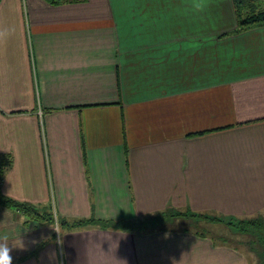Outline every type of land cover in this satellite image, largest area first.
Masks as SVG:
<instances>
[{"label": "crops", "instance_id": "crops-1", "mask_svg": "<svg viewBox=\"0 0 264 264\" xmlns=\"http://www.w3.org/2000/svg\"><path fill=\"white\" fill-rule=\"evenodd\" d=\"M235 25L232 0H0L2 191L145 219L54 229L0 206L12 264L256 263L233 223L160 225L264 218V25Z\"/></svg>", "mask_w": 264, "mask_h": 264}, {"label": "trees", "instance_id": "trees-1", "mask_svg": "<svg viewBox=\"0 0 264 264\" xmlns=\"http://www.w3.org/2000/svg\"><path fill=\"white\" fill-rule=\"evenodd\" d=\"M49 3L62 2H77L83 0H45ZM234 5V12L236 17V25L233 29L222 33V35H229L244 31L251 27L264 25V0H232ZM13 162V157L10 152H0V206H6L14 210L22 212L26 216V222H33L36 224H51L55 221L62 228L73 229L83 228L88 226H99L101 228H113L120 230H139L144 228L145 219H112V218H97L93 215L87 217H78L68 219L63 216H57L53 212L51 202L36 204L24 200H18L6 195L2 191V179L6 171L10 168ZM179 211V210H177ZM182 214L183 216H190L196 218H209L212 220H225L227 223H233L236 231L240 233H247L251 231L252 227L257 230H264V218L260 216L236 218L234 216L224 219L218 216H208L205 213L195 211H179L168 212L169 216ZM202 233V232H201Z\"/></svg>", "mask_w": 264, "mask_h": 264}, {"label": "rangeland", "instance_id": "rangeland-1", "mask_svg": "<svg viewBox=\"0 0 264 264\" xmlns=\"http://www.w3.org/2000/svg\"><path fill=\"white\" fill-rule=\"evenodd\" d=\"M51 202V201H50ZM52 204V203H51ZM57 217V216H56ZM183 216H179V218H176V220L173 218V217H166V218H163V220L166 222V223H162L160 225H164V224H167L169 227H172V226H177V227H186V228H189V229H194V230H204V231H208V232H211V233H214V232H219L218 229H215L213 228V225L210 230V227L209 228H206L205 225H201V224H191V223H183L181 220ZM187 217H190V216H187ZM186 218V217H185ZM189 218H187L188 220ZM186 220V221H187ZM158 224V223H157ZM53 226H54V229L56 227H59L58 225V222L55 221L53 223ZM204 228V229H203ZM250 232L247 236V238L250 240V243H251V247H252V250H248V243L247 242H244V244L242 245V247L245 249V250H248V255H249V258L255 260V258L257 259L256 263H252V264H264V230L263 231H260V230H257L255 227H252L251 231H248ZM238 233H240V231H238ZM238 242H239V239H236ZM242 244V242H240V245ZM257 254H260L259 257H257Z\"/></svg>", "mask_w": 264, "mask_h": 264}, {"label": "clouds", "instance_id": "clouds-1", "mask_svg": "<svg viewBox=\"0 0 264 264\" xmlns=\"http://www.w3.org/2000/svg\"><path fill=\"white\" fill-rule=\"evenodd\" d=\"M19 244V243H18ZM11 248L8 244V236H0V264H12Z\"/></svg>", "mask_w": 264, "mask_h": 264}]
</instances>
